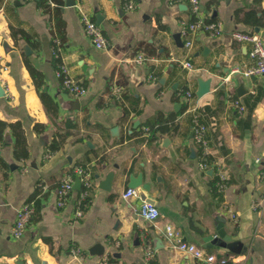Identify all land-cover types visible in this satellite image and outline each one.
I'll list each match as a JSON object with an SVG mask.
<instances>
[{
    "label": "crops",
    "instance_id": "0c3cea01",
    "mask_svg": "<svg viewBox=\"0 0 264 264\" xmlns=\"http://www.w3.org/2000/svg\"><path fill=\"white\" fill-rule=\"evenodd\" d=\"M43 2L0 0L6 66L0 76L8 88L6 94L0 88V264H204L170 245L166 225L232 264H264V177L254 161L264 154V76L243 75L253 63L251 43L230 35L251 30L264 42V24L235 19L238 10L239 16L260 13L264 0H200L205 20L221 24L215 37L203 30L182 35V21L192 18L184 0H133L131 9L127 0H83L105 48L84 32L75 0ZM10 27L24 29L29 40L12 36ZM184 36L192 39L189 47ZM61 58L85 86L83 95L62 88L55 71ZM28 64L40 73L54 111L40 100ZM198 77L210 78L199 98ZM186 89L193 93L188 101ZM193 107L207 125L205 169L191 135ZM16 123L26 141L24 158L14 156ZM36 123L43 128L35 130ZM165 123L167 129L151 131ZM53 137L64 138L57 149L48 147ZM213 163L225 169L222 188ZM78 166L88 172L87 186L75 176ZM68 175L72 189L58 207L55 189ZM137 178L140 184L131 185ZM127 187L138 194L123 198ZM144 200L158 208L154 221L138 213ZM27 201L33 212L13 237L16 209ZM219 225L240 241L239 252L209 244ZM144 243L155 249L150 259Z\"/></svg>",
    "mask_w": 264,
    "mask_h": 264
},
{
    "label": "built area",
    "instance_id": "2783aa9c",
    "mask_svg": "<svg viewBox=\"0 0 264 264\" xmlns=\"http://www.w3.org/2000/svg\"><path fill=\"white\" fill-rule=\"evenodd\" d=\"M190 4V9L192 13V19L188 21H182V35L188 33H194L199 30L205 31L209 36L215 37L221 33V24L218 21L212 20L207 21L202 16L199 5L200 0H184ZM76 9L79 13V19L82 23L84 32L90 38L92 44L96 48H105L107 41L102 33V29L97 21L92 17L91 13L88 12L83 6V0H75L74 2ZM133 0H127L126 8H133ZM230 35L233 39L237 41H249L251 43L250 56L253 59V63L243 69L242 73L245 76L251 75H263L264 76V42L260 36L255 31H244L239 29H234L230 32ZM185 37V36H184ZM192 43L190 37L184 38V46L189 47ZM52 53L55 57H61L59 53L58 46L52 47ZM137 62L143 60V56L138 54L135 58ZM181 65L187 69H193V65L189 60H184L181 62ZM6 69V66L3 64L2 56L0 55V72ZM235 70V69H234ZM237 70V69H236ZM56 75L60 79V83L63 89H65L70 94L79 97L83 95L86 91L85 86L73 78L70 74L69 68L66 63L62 60H59L56 66ZM228 78L225 77V80ZM0 88L4 94L7 93L8 88L5 80L0 76ZM186 101H188L193 93L191 90L186 89L183 92ZM230 103L237 108V110L242 111L244 109L243 103L238 98L229 99ZM192 118H191V135L193 140L201 146V153L199 156V166L202 169L208 167L207 155L209 153L208 141L205 136L207 131V125L201 120L199 113L195 111V108H191ZM254 161L258 163L261 168V176L264 177V154L263 156H257L254 158ZM214 169L219 179V187H223V181L226 179L225 169L221 164L213 163ZM75 176L77 179L83 181L84 185H88V172L84 167L78 166L74 169ZM73 177L69 175L62 179L56 186V205L58 207L63 206L68 193L72 189ZM138 194L136 187H127L123 190L121 196L125 199L135 196ZM33 212V203L31 201L24 202L21 206L16 209L15 220L11 228V234L13 237H19L24 228L27 225V222ZM138 213L141 217L149 221H154L158 214V208L150 201H142L138 207ZM76 214L80 215L81 210L78 208ZM164 235L169 239L170 245L183 251L186 254L192 255L197 260L204 264H215L217 259H220L221 262L225 260V257L217 258L213 253H206L203 249L196 245L193 242L183 240L179 233L170 225H166L164 230ZM74 253L78 254L79 250H73ZM155 249L149 244L144 243V257L150 259L154 255Z\"/></svg>",
    "mask_w": 264,
    "mask_h": 264
},
{
    "label": "trees",
    "instance_id": "16d2710c",
    "mask_svg": "<svg viewBox=\"0 0 264 264\" xmlns=\"http://www.w3.org/2000/svg\"><path fill=\"white\" fill-rule=\"evenodd\" d=\"M43 1L44 0H40L41 4L44 3ZM238 11L235 12V19L236 20H238V19L243 20L244 22L250 24L251 26H254V25L261 26L264 24V9L260 10V13H258L254 9L253 10H244V13L242 16H239ZM211 20L212 19H208V21H211ZM248 31H251V30H248ZM10 33L14 37H17L19 35L22 38L29 40V34L24 29H22L21 27H10ZM57 63H58V61L56 60V66H57ZM29 71H30V74H31L32 79L34 81L35 87L38 90V95L40 97V100L42 101V103L44 104V106L47 110L51 109L52 111H54L55 105H54L53 101L51 100L50 96H48L47 93H45L44 91H42L40 89V84L42 82L40 73L37 70H35L33 67H31L30 65H29ZM168 126L169 125L167 123H165L163 125L159 124L156 127L152 128L151 131L152 132H155L158 130L163 131V130L167 129ZM15 127H16V131H17V148L14 150V156L16 158H24L27 155V148H26L25 137L23 134V129H21V126L18 123L15 124ZM34 128H35V130L39 131L43 128V125L36 123L34 125ZM150 136H151V134H150ZM63 141H64L63 137H58V138L53 137L50 140L48 147L50 149H57L62 145ZM215 264H232V262L229 259H225L223 262H221L220 259H217L215 261Z\"/></svg>",
    "mask_w": 264,
    "mask_h": 264
},
{
    "label": "water",
    "instance_id": "95a60500",
    "mask_svg": "<svg viewBox=\"0 0 264 264\" xmlns=\"http://www.w3.org/2000/svg\"><path fill=\"white\" fill-rule=\"evenodd\" d=\"M198 87L195 90L196 97H200L204 93L208 92L210 87V78H202L198 77ZM2 92V91H1ZM140 184V179H133L131 180V185L137 186ZM209 244H216L222 247H226L230 251L239 252L241 249V243L238 240H232L228 235H226L223 229L218 227L217 234L210 240Z\"/></svg>",
    "mask_w": 264,
    "mask_h": 264
}]
</instances>
